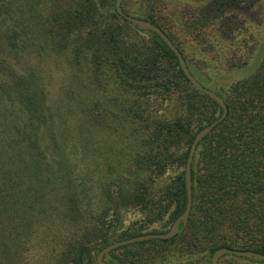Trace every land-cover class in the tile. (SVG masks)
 I'll return each instance as SVG.
<instances>
[{
    "label": "trees",
    "instance_id": "16d2710c",
    "mask_svg": "<svg viewBox=\"0 0 264 264\" xmlns=\"http://www.w3.org/2000/svg\"><path fill=\"white\" fill-rule=\"evenodd\" d=\"M260 2L122 0L164 30L228 114L197 146L186 225L112 250L111 264H211L223 246L264 253ZM0 45V258L48 246L53 264H95L115 240L167 231L186 207L191 143L222 108L166 41L115 0H0ZM51 58L66 81L55 97ZM98 123L111 130L100 140ZM132 211L141 218L127 224ZM34 239L44 245L24 248Z\"/></svg>",
    "mask_w": 264,
    "mask_h": 264
},
{
    "label": "water",
    "instance_id": "95a60500",
    "mask_svg": "<svg viewBox=\"0 0 264 264\" xmlns=\"http://www.w3.org/2000/svg\"><path fill=\"white\" fill-rule=\"evenodd\" d=\"M115 7L118 13L126 18L128 21L138 25L140 28L145 30H151L153 32H156L159 34L168 44V46L175 52V54L178 57L180 67L182 68L183 72L187 76V78L190 80V82L201 92L207 94L212 99L216 100L221 108L222 112L220 116H218L215 120L210 122L209 124L205 125L203 128H201L195 135L187 157L186 167H185V185H186V191H187V203L184 212L176 218V220L173 222V224L170 226V228L167 231L164 232H147L139 235H135L128 238H122L115 240L104 247H102L99 252L97 253V264H111L105 260V256L110 253L112 250L123 246L125 244L134 243L137 241H143L148 240L152 238H162L167 239L171 238L174 235L177 234V232L181 231L182 228L186 225L192 204H193V188H192V162L194 158V154L196 152L197 146L199 142L208 134L210 133L220 122H222L227 114H228V106L224 100V98L215 90L208 88L204 86L192 73L190 70L187 61L182 54V52L179 50V48L176 46V44L170 39V37L164 32V30L156 23L147 20L142 17L131 15L127 12H125L122 8V0H115ZM183 223V227L179 228V225ZM226 254H232L242 257H248V258H255L258 260H264V253L251 250V249H236V248H229L226 246L220 247L215 250L211 257V264H218L219 259L226 255Z\"/></svg>",
    "mask_w": 264,
    "mask_h": 264
},
{
    "label": "rangeland",
    "instance_id": "374dc122",
    "mask_svg": "<svg viewBox=\"0 0 264 264\" xmlns=\"http://www.w3.org/2000/svg\"><path fill=\"white\" fill-rule=\"evenodd\" d=\"M260 4H261L260 7H262L263 11H264V0H263V2H260ZM240 17H242V16H240ZM48 64H50V69L46 73V79H47L46 82H48L47 84L50 87L51 95L53 97H55L56 95L59 94L60 90L61 91L63 90L64 83L66 82L65 80H63V65L59 64L58 60L52 59V58L50 59ZM81 112H83L81 109L80 110L76 109L74 114L78 115ZM75 125L76 124H74V126ZM96 128H98V130L100 131V135L98 132V136H97V138H99V140H100V139H102L101 129H105L108 127L102 126L101 123H98L96 125ZM117 129H118V133H120V135H123V132H120V130H119L120 127H118ZM106 131L108 132V130H106ZM110 132H111V130H109L108 133H105L104 137L107 134H109ZM113 135L115 138L116 137L118 138V134H112V136ZM98 141H96V142L98 143ZM84 170H85V168L83 169V171ZM83 176H85L84 172H83ZM140 218H141V214L139 212L132 211L131 213H129L127 215L126 221H127V224H129V223H132L134 220H139ZM159 226H160V223L155 222V223L150 225L149 229H152L154 227H159ZM34 244L44 245L43 242H39V241H37V239H34V241H32L27 247H24V248H29V247L33 246ZM47 247L48 246H46L45 251H43L41 253H35L34 251L30 252L31 250H28V251L21 253V255H23V256H16L15 258H9L8 256H2L0 258V264H53L55 261V258L53 256V254L48 251ZM21 249H23V248H21ZM28 252H30V254ZM108 254L105 256V260L110 263L111 257H109ZM95 264H97V260L95 261ZM201 264H208V262L206 260L205 262H203ZM218 264H264V263H247V262H243V261L240 262V260L233 259L230 256H225V257L219 259Z\"/></svg>",
    "mask_w": 264,
    "mask_h": 264
}]
</instances>
